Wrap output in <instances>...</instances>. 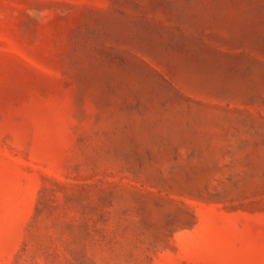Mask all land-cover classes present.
I'll return each instance as SVG.
<instances>
[{"label": "rangeland", "instance_id": "374dc122", "mask_svg": "<svg viewBox=\"0 0 264 264\" xmlns=\"http://www.w3.org/2000/svg\"><path fill=\"white\" fill-rule=\"evenodd\" d=\"M0 264H264V0H0Z\"/></svg>", "mask_w": 264, "mask_h": 264}]
</instances>
